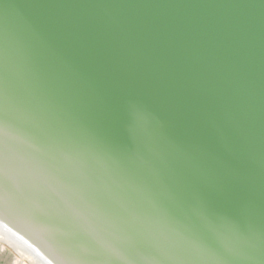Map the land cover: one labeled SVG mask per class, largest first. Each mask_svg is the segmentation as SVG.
<instances>
[{
    "label": "water",
    "instance_id": "water-1",
    "mask_svg": "<svg viewBox=\"0 0 264 264\" xmlns=\"http://www.w3.org/2000/svg\"><path fill=\"white\" fill-rule=\"evenodd\" d=\"M0 185L47 264H264V0H0Z\"/></svg>",
    "mask_w": 264,
    "mask_h": 264
},
{
    "label": "bare ground",
    "instance_id": "bare-ground-1",
    "mask_svg": "<svg viewBox=\"0 0 264 264\" xmlns=\"http://www.w3.org/2000/svg\"><path fill=\"white\" fill-rule=\"evenodd\" d=\"M23 187L24 188H22L21 194L22 195L26 194L28 196L27 197L25 195L32 202V204L34 205V210L33 209L32 210L36 211L39 215L41 214L42 217L45 220H47L46 216L51 218L53 220L52 221V225H53V227H55L56 230L58 229L61 232L64 231V229L62 228L63 226L61 224L66 225L69 229H70V227H72V225L67 220V216H66V219H65L64 216H62L63 214H61V213H63L62 209H60L58 207L56 209H54V213L56 214V212H57L60 217L56 214L57 219L54 218L55 215L53 213V210L44 201V198L41 195L42 190L39 188V186H37L38 188H37V190L35 189V191H33L32 185L30 183L26 184ZM4 191H5L4 187L0 185V206L2 208H4V212L3 213H5V214L7 213L8 217H10V219H12L14 221H18L19 224H21L22 222L25 221L26 223L31 225V223L28 222L30 220V218L28 216H31L32 214L29 212V215L28 214L27 215H25V214L23 215V213H24L23 211L24 210L21 207V205L23 204L22 203L23 201L19 200V196H20L19 193L17 194L16 192H13L14 196H9L10 194H5ZM29 191H32V192H29ZM30 197L34 201H32L30 199ZM8 201H10V202H8ZM22 206L24 207V205H22ZM26 223H25V225L23 223L22 224L24 226H27L29 228V230H32L29 227L30 225H28ZM41 231H43V230H39V233L38 232L37 233L41 234L42 233ZM36 236H38V235H36ZM91 237L94 239V241H96V243L98 244L99 247H102V248H104L107 251L108 255H112L114 258H117L119 261L121 260V257H119L118 254H116V252H114L111 248H109V245H107L104 241H102V238L100 236L94 235V236H91ZM38 238L43 240V242H41L42 244H39L41 249H44V250L45 249H49V246L53 247V249H54L55 245L52 243V241L49 238L45 239L44 237H39V236H38ZM96 239H98V240L100 239V241H98ZM0 242L5 244L6 246L11 248L12 250H14L17 253V256L27 260L30 263H33V264H47L43 259L41 260L40 257L36 256V254L33 253L34 250L28 244V242L23 240V238L18 236V234H16L13 230H11L9 227H7V225L2 223L1 221H0ZM80 246H83V245H79L77 247L81 249ZM57 252L60 253V254H63L61 251H57ZM89 252L93 253L94 256L97 255L98 257H100V258L102 257L103 258L102 254L98 255L96 252H94L91 249L89 250ZM60 256L62 257V255H60Z\"/></svg>",
    "mask_w": 264,
    "mask_h": 264
},
{
    "label": "rangeland",
    "instance_id": "rangeland-1",
    "mask_svg": "<svg viewBox=\"0 0 264 264\" xmlns=\"http://www.w3.org/2000/svg\"><path fill=\"white\" fill-rule=\"evenodd\" d=\"M0 264H33L17 256V253L0 242Z\"/></svg>",
    "mask_w": 264,
    "mask_h": 264
}]
</instances>
